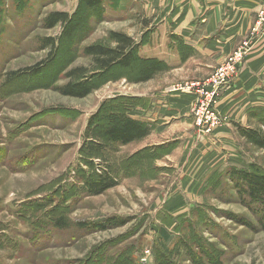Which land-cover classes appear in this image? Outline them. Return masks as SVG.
I'll return each instance as SVG.
<instances>
[{"label": "rangeland", "instance_id": "374dc122", "mask_svg": "<svg viewBox=\"0 0 264 264\" xmlns=\"http://www.w3.org/2000/svg\"><path fill=\"white\" fill-rule=\"evenodd\" d=\"M101 3L88 9L80 0H0V264H193L189 253L200 252L217 264H264L259 208L244 204L237 182L223 173L248 170L249 164L264 173V150L233 132L221 143L214 136L229 123L218 113L224 92L240 79L249 53L264 43V9L258 13L263 20L257 14L254 21L256 37L251 42L247 36L230 53L247 43L236 76L218 99L219 125L205 133L195 126L199 97L186 85L212 74L202 77L192 66L171 67L175 70L132 84L139 62L104 74L83 55L90 45L111 46V32H123L135 43L145 36L142 27L150 13L143 12L142 4ZM56 11L71 21L44 29L43 19ZM39 37L57 40L52 58L37 48ZM40 63L37 71L28 72ZM252 65L257 74L264 68L254 59ZM76 68L84 70L77 80L94 87L85 98L59 91ZM11 74L16 78L10 79ZM160 89L167 90L172 102L165 110L170 118L166 125L150 126V135L124 146L95 133V117L116 112L111 100ZM185 102L186 109L180 110ZM147 106L140 104V113ZM248 107L245 126L238 125L264 132V103ZM132 113L128 115L139 116ZM94 142L97 148L91 147ZM234 155L240 160L229 162ZM217 167L221 172L215 173ZM99 175H108L114 186L91 196L87 179ZM111 217L124 224L97 228ZM161 229L170 236L165 248Z\"/></svg>", "mask_w": 264, "mask_h": 264}, {"label": "crops", "instance_id": "0c3cea01", "mask_svg": "<svg viewBox=\"0 0 264 264\" xmlns=\"http://www.w3.org/2000/svg\"><path fill=\"white\" fill-rule=\"evenodd\" d=\"M134 1L142 4L143 12L150 13L149 16L146 15L148 20L142 27L145 36L136 43L139 56L163 63L165 68L159 73L192 66L191 70L203 72L202 77L211 75L244 38L249 36L246 40L252 42L259 29L254 21L259 11L264 9V0ZM253 59L264 67V43L257 51L249 53L240 79H236L231 89L224 92L226 99L218 104V113L222 116L224 113L225 120L229 123L214 132L215 138H218L217 143L224 142V138L231 132L238 135L236 125L245 126L248 105L254 108L264 103L261 102L264 95L256 91L259 89L258 83L260 91L264 93V68L257 74L253 70ZM241 83L243 88H240ZM166 91L160 89L146 95L134 94L135 98L146 97L148 107L142 113L136 108L138 110L135 109L132 114L138 111L139 116L133 115L132 118L154 127L166 125L170 118L165 110L172 105ZM252 95H255V102H250ZM185 105L187 107L186 102L180 110H185ZM155 132H158L157 129ZM239 156L234 155L229 162L240 160ZM220 169L221 167L215 168V173L220 172Z\"/></svg>", "mask_w": 264, "mask_h": 264}, {"label": "trees", "instance_id": "16d2710c", "mask_svg": "<svg viewBox=\"0 0 264 264\" xmlns=\"http://www.w3.org/2000/svg\"><path fill=\"white\" fill-rule=\"evenodd\" d=\"M81 3L88 9H96L101 6V0H80ZM71 21V17L65 12H52L48 14L42 21L43 28L51 30L58 24L63 27L67 26ZM71 32H67L70 34ZM110 37L113 41L111 46L105 45H90L83 49V55L91 59L95 67L100 73H108L113 68L129 69L134 66L135 62H139L136 69L135 76L132 79V84L146 83L154 78V76L161 72L165 65L154 59H144L138 54V45L134 39L123 32H111ZM37 48L39 50H48L49 58H52L56 50L57 40L50 37H39L36 39ZM43 63L31 67L28 72L37 71ZM84 73L82 68H76L70 71L66 78H69V82L59 91L62 95L73 98H85L94 90L93 85L86 79L77 80L78 77ZM17 75L11 74L10 79L16 78ZM89 79V78H88ZM92 80V79H91ZM114 104V110L111 115L105 114V116L95 117V133L100 139L105 142H111L113 144L124 146L131 142L142 140L149 135L150 124L135 120L128 114L130 111H135L140 104H148L145 98L128 97L111 100ZM148 107V106H147ZM146 108V107H143ZM117 116V117H116ZM252 117V114H251ZM107 122V124L105 123ZM93 123V124H94ZM238 135L244 139V141L251 146L264 150V132L260 129L252 130L250 128L241 127L236 125ZM92 148H97L98 143L94 142L91 145ZM99 151V149H97ZM95 157H98V152L93 153ZM221 172V171H220ZM228 173L230 180L237 182L238 193L242 198V202L249 208L252 205H257L258 210L256 212L257 222L259 230L264 231V173L261 169L256 168V165L249 164V169L236 170L235 168L224 170L223 173ZM226 175V174H225ZM88 192L91 196H96L109 188L114 186L113 181L108 175H99L95 179H87ZM248 201L246 203L245 201ZM64 223L61 220L56 221V225L59 228H63ZM124 221L115 217L108 218L103 223L97 225L100 230L107 228L122 226ZM84 226L83 224H81ZM250 226V225H249ZM161 242H164V248L166 242L169 239V233L165 229H161ZM202 255V256H201ZM190 261L193 264H217V259L212 257H205L202 252L189 253ZM168 258L166 259V261ZM209 261V262H207ZM164 264V263H161Z\"/></svg>", "mask_w": 264, "mask_h": 264}, {"label": "built area", "instance_id": "2783aa9c", "mask_svg": "<svg viewBox=\"0 0 264 264\" xmlns=\"http://www.w3.org/2000/svg\"><path fill=\"white\" fill-rule=\"evenodd\" d=\"M263 20V13L258 14ZM260 20V21H261ZM258 21V24L260 23ZM247 51V43L234 51L225 61L213 71L212 75L205 81L186 85L187 89L194 90L197 106L193 110L195 115V126L205 132L211 133L219 125V117L215 111L222 89L236 76L242 58ZM215 111V112H214Z\"/></svg>", "mask_w": 264, "mask_h": 264}]
</instances>
